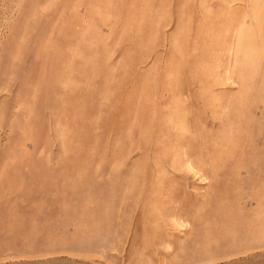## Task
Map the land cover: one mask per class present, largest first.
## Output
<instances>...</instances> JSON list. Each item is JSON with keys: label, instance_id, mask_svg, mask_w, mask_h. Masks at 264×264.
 Wrapping results in <instances>:
<instances>
[{"label": "rangeland", "instance_id": "1", "mask_svg": "<svg viewBox=\"0 0 264 264\" xmlns=\"http://www.w3.org/2000/svg\"><path fill=\"white\" fill-rule=\"evenodd\" d=\"M0 264H264V0H0Z\"/></svg>", "mask_w": 264, "mask_h": 264}]
</instances>
